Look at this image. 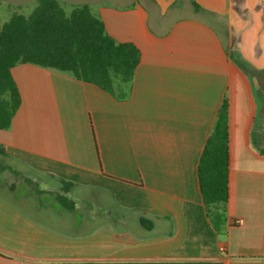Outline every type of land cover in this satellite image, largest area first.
<instances>
[{
  "label": "crops",
  "instance_id": "1",
  "mask_svg": "<svg viewBox=\"0 0 264 264\" xmlns=\"http://www.w3.org/2000/svg\"><path fill=\"white\" fill-rule=\"evenodd\" d=\"M83 4L139 50L130 95L11 70L21 105L0 130V174L16 179L0 182V264H264V0H71ZM225 98L219 235L197 167Z\"/></svg>",
  "mask_w": 264,
  "mask_h": 264
},
{
  "label": "trees",
  "instance_id": "2",
  "mask_svg": "<svg viewBox=\"0 0 264 264\" xmlns=\"http://www.w3.org/2000/svg\"><path fill=\"white\" fill-rule=\"evenodd\" d=\"M192 4L199 9L194 1ZM139 61L137 47L116 42L88 5H72L67 14L58 0H37L29 16L13 14L8 22L0 23V130L10 129L21 105L11 73L18 64L68 73L123 101L130 95ZM1 169L18 175L10 168ZM228 169V102L225 98L197 167L206 215L219 235L225 234ZM142 224L147 228L151 226L144 220Z\"/></svg>",
  "mask_w": 264,
  "mask_h": 264
},
{
  "label": "rangeland",
  "instance_id": "3",
  "mask_svg": "<svg viewBox=\"0 0 264 264\" xmlns=\"http://www.w3.org/2000/svg\"><path fill=\"white\" fill-rule=\"evenodd\" d=\"M59 1L62 4L65 12L67 14H69L70 11L72 10L71 0H59ZM36 6H37V0H0V23H1V25L8 22L10 17L13 14L29 16L33 12V10L36 8ZM3 164H5V163H3ZM6 165L15 166L17 171H19V172L20 171L22 172V170H24V172H27V170L18 163H14V162L10 163L9 162ZM2 173L3 174H0V182H2V181H4V182L14 181L15 182L16 179L14 180V177H12L11 174H9L8 172H2ZM27 173H29L31 175L30 172H27ZM25 175H27V174H25ZM33 178H34V182H37L38 178L37 177H33ZM26 184L27 183L25 181L21 186L22 187L26 186ZM18 186H20V184H18Z\"/></svg>",
  "mask_w": 264,
  "mask_h": 264
},
{
  "label": "built area",
  "instance_id": "4",
  "mask_svg": "<svg viewBox=\"0 0 264 264\" xmlns=\"http://www.w3.org/2000/svg\"><path fill=\"white\" fill-rule=\"evenodd\" d=\"M236 225H242L243 224V220L242 219H239L235 222Z\"/></svg>",
  "mask_w": 264,
  "mask_h": 264
}]
</instances>
